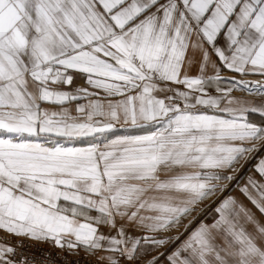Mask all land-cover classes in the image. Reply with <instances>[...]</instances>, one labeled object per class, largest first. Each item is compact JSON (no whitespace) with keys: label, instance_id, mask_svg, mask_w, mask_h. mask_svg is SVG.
Masks as SVG:
<instances>
[{"label":"snow or ice","instance_id":"snow-or-ice-1","mask_svg":"<svg viewBox=\"0 0 264 264\" xmlns=\"http://www.w3.org/2000/svg\"><path fill=\"white\" fill-rule=\"evenodd\" d=\"M262 151L264 0H0V264H264Z\"/></svg>","mask_w":264,"mask_h":264},{"label":"crops","instance_id":"crops-1","mask_svg":"<svg viewBox=\"0 0 264 264\" xmlns=\"http://www.w3.org/2000/svg\"><path fill=\"white\" fill-rule=\"evenodd\" d=\"M259 155H264V151H262L261 153H259ZM255 163V159H253V160H250V161H248L247 163H244L245 165H246V169H248V168H250L251 166H252V164H254ZM234 194H237V195H239V193H238V191L236 192V193H234Z\"/></svg>","mask_w":264,"mask_h":264},{"label":"built area","instance_id":"built-area-1","mask_svg":"<svg viewBox=\"0 0 264 264\" xmlns=\"http://www.w3.org/2000/svg\"><path fill=\"white\" fill-rule=\"evenodd\" d=\"M44 247H47V246H44ZM52 251L55 253L57 250L53 249ZM70 259H72V260H76V259H78V258H76V257H71ZM81 264H86V262H83V261H82Z\"/></svg>","mask_w":264,"mask_h":264},{"label":"rangeland","instance_id":"rangeland-1","mask_svg":"<svg viewBox=\"0 0 264 264\" xmlns=\"http://www.w3.org/2000/svg\"><path fill=\"white\" fill-rule=\"evenodd\" d=\"M247 167H246V165L244 164V169H246Z\"/></svg>","mask_w":264,"mask_h":264}]
</instances>
